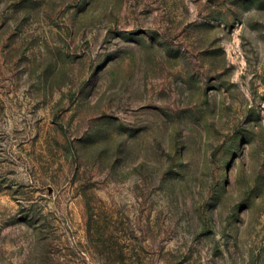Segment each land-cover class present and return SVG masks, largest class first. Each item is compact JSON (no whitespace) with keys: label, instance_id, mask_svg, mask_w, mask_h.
Returning <instances> with one entry per match:
<instances>
[{"label":"rangeland","instance_id":"obj_1","mask_svg":"<svg viewBox=\"0 0 264 264\" xmlns=\"http://www.w3.org/2000/svg\"><path fill=\"white\" fill-rule=\"evenodd\" d=\"M0 264H264V0H0Z\"/></svg>","mask_w":264,"mask_h":264}]
</instances>
